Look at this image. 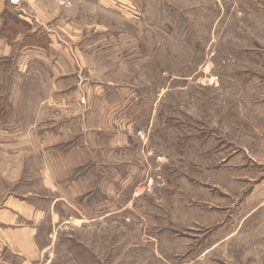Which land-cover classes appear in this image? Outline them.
Returning <instances> with one entry per match:
<instances>
[{"label": "rangeland", "instance_id": "374dc122", "mask_svg": "<svg viewBox=\"0 0 264 264\" xmlns=\"http://www.w3.org/2000/svg\"><path fill=\"white\" fill-rule=\"evenodd\" d=\"M50 1L0 63V197L65 196L39 264H264V0Z\"/></svg>", "mask_w": 264, "mask_h": 264}, {"label": "crops", "instance_id": "0c3cea01", "mask_svg": "<svg viewBox=\"0 0 264 264\" xmlns=\"http://www.w3.org/2000/svg\"><path fill=\"white\" fill-rule=\"evenodd\" d=\"M51 4L50 0H21L18 4H13L9 0H0V63L2 65L5 62L17 64L20 60L18 58L25 56L31 50H42L43 45L34 46L32 43L37 35L44 33L47 38L56 36L57 31L51 29V25L54 24L52 22L57 16L44 9ZM7 14L13 15L27 25L25 29L13 35L16 37L9 38L5 35L3 24ZM37 24L42 25L41 31H36ZM44 24L51 25L46 29ZM25 61L27 65L29 60ZM3 70V67L0 68V72ZM42 188L49 193L9 194L4 199L0 197V264H39L38 253L42 248L39 240L42 238L43 225L48 226V231L43 235L46 237L45 234L50 233L52 228L60 224L55 207L61 201L65 202V196H61L60 192L52 187L50 181L44 182Z\"/></svg>", "mask_w": 264, "mask_h": 264}, {"label": "trees", "instance_id": "16d2710c", "mask_svg": "<svg viewBox=\"0 0 264 264\" xmlns=\"http://www.w3.org/2000/svg\"><path fill=\"white\" fill-rule=\"evenodd\" d=\"M3 26H4V32H6V34L5 33L4 34L8 36L9 38L12 37L13 35H16L19 31L27 27L26 23L20 21L19 19H17L11 14H7V16L4 19ZM16 27H21V29L16 28Z\"/></svg>", "mask_w": 264, "mask_h": 264}, {"label": "built area", "instance_id": "2783aa9c", "mask_svg": "<svg viewBox=\"0 0 264 264\" xmlns=\"http://www.w3.org/2000/svg\"><path fill=\"white\" fill-rule=\"evenodd\" d=\"M19 0H11L12 3H17Z\"/></svg>", "mask_w": 264, "mask_h": 264}]
</instances>
